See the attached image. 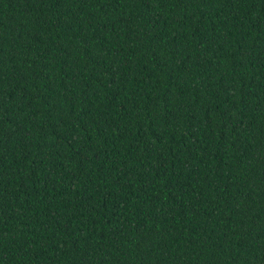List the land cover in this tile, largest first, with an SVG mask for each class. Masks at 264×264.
<instances>
[{
	"label": "trees",
	"instance_id": "16d2710c",
	"mask_svg": "<svg viewBox=\"0 0 264 264\" xmlns=\"http://www.w3.org/2000/svg\"><path fill=\"white\" fill-rule=\"evenodd\" d=\"M0 264H264V0H0Z\"/></svg>",
	"mask_w": 264,
	"mask_h": 264
}]
</instances>
